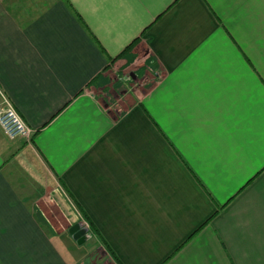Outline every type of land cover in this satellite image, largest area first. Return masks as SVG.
<instances>
[{
    "label": "crops",
    "instance_id": "1",
    "mask_svg": "<svg viewBox=\"0 0 264 264\" xmlns=\"http://www.w3.org/2000/svg\"><path fill=\"white\" fill-rule=\"evenodd\" d=\"M4 97L0 264H264V0H0Z\"/></svg>",
    "mask_w": 264,
    "mask_h": 264
},
{
    "label": "rangeland",
    "instance_id": "2",
    "mask_svg": "<svg viewBox=\"0 0 264 264\" xmlns=\"http://www.w3.org/2000/svg\"><path fill=\"white\" fill-rule=\"evenodd\" d=\"M129 70L132 71V69ZM124 73L125 72H123L122 74ZM123 76L119 80L117 78L112 79V82L107 90L109 95L107 96L106 94H102L101 96L103 97V99H106L108 97L107 99H109V101L114 100L115 97L123 94L122 90H125V92L127 91L126 93L134 95V90L137 93H140L147 89L152 83H154V80H152V78H149L145 81L143 80L144 82H142V84H139L136 79L133 80L130 72H126L124 78ZM120 80L122 81L121 83ZM127 100V103L129 104L131 99L128 98ZM44 210L49 217L47 219L58 232H67L69 227L73 224V221L78 220L77 218L64 217L59 210L56 211L51 205H45ZM81 226L83 227V224ZM63 238L65 239V242L63 243L64 247H66L70 251L71 249L68 247L73 246L72 249L76 250L77 252L79 251L81 255L83 254L82 257L84 258V262H81L80 264H111L109 263V261H107L106 254L104 253L103 249L100 248L99 245H96L93 240L78 245L69 235H64Z\"/></svg>",
    "mask_w": 264,
    "mask_h": 264
},
{
    "label": "built area",
    "instance_id": "3",
    "mask_svg": "<svg viewBox=\"0 0 264 264\" xmlns=\"http://www.w3.org/2000/svg\"><path fill=\"white\" fill-rule=\"evenodd\" d=\"M0 126L7 137L16 139L19 137L31 138L33 130L29 127L8 98L4 97V103L0 106Z\"/></svg>",
    "mask_w": 264,
    "mask_h": 264
},
{
    "label": "water",
    "instance_id": "4",
    "mask_svg": "<svg viewBox=\"0 0 264 264\" xmlns=\"http://www.w3.org/2000/svg\"><path fill=\"white\" fill-rule=\"evenodd\" d=\"M135 78V76H134ZM70 233H73V239L78 243V244H83L86 241V234L87 230L86 228H83L80 224H77L70 228L69 230Z\"/></svg>",
    "mask_w": 264,
    "mask_h": 264
},
{
    "label": "trees",
    "instance_id": "5",
    "mask_svg": "<svg viewBox=\"0 0 264 264\" xmlns=\"http://www.w3.org/2000/svg\"><path fill=\"white\" fill-rule=\"evenodd\" d=\"M138 43V39H135L132 43H131V45H129L126 49H125V51H123L119 56H122L123 55V53L124 52H126V51H130L136 44ZM119 56H117V58L119 57ZM116 59V58H115ZM115 59L113 60V61H115ZM108 103V102H107Z\"/></svg>",
    "mask_w": 264,
    "mask_h": 264
}]
</instances>
